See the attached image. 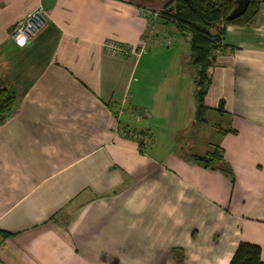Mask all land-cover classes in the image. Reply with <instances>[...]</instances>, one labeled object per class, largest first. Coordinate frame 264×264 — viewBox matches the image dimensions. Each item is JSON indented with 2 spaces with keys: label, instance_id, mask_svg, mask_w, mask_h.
I'll list each match as a JSON object with an SVG mask.
<instances>
[{
  "label": "crops",
  "instance_id": "obj_1",
  "mask_svg": "<svg viewBox=\"0 0 264 264\" xmlns=\"http://www.w3.org/2000/svg\"><path fill=\"white\" fill-rule=\"evenodd\" d=\"M168 1L0 0V90L16 99L0 122V264H230L241 242L264 260V3L248 26L213 27L200 121L188 36L159 17L173 44L106 46L137 47L140 8ZM38 6L47 24L21 46L11 30ZM208 113L228 126L205 133Z\"/></svg>",
  "mask_w": 264,
  "mask_h": 264
},
{
  "label": "trees",
  "instance_id": "obj_2",
  "mask_svg": "<svg viewBox=\"0 0 264 264\" xmlns=\"http://www.w3.org/2000/svg\"><path fill=\"white\" fill-rule=\"evenodd\" d=\"M235 0H169L161 9V17L166 25L176 28L188 36L192 46V62L198 69L197 92L199 120L204 121V98L212 81L211 69L216 63L217 53L222 49L223 28L213 32L217 24H237L248 26L256 19L264 0H250L247 10L233 20H227L234 8ZM16 103L11 89L0 90V122H4ZM143 135L141 139H144ZM144 142L143 140H141ZM219 148L204 155H197L196 160L206 167L213 165ZM230 264H264L262 249L258 244L241 242Z\"/></svg>",
  "mask_w": 264,
  "mask_h": 264
},
{
  "label": "built area",
  "instance_id": "obj_3",
  "mask_svg": "<svg viewBox=\"0 0 264 264\" xmlns=\"http://www.w3.org/2000/svg\"><path fill=\"white\" fill-rule=\"evenodd\" d=\"M140 13L147 17L148 24L139 45L135 48H124L115 43L113 40L107 41L106 46L113 53H142L147 51L149 45L156 39L164 45H171L176 41L177 34L174 32H169L167 28L159 33L157 32L158 18L161 17V9L150 10L142 7L140 8ZM46 24V12L42 6H38L34 10L30 11L25 18L16 23V25L11 30V37L21 46L30 45L35 36L46 26ZM130 114L136 118L147 115L146 112H140L136 109L131 110Z\"/></svg>",
  "mask_w": 264,
  "mask_h": 264
},
{
  "label": "rangeland",
  "instance_id": "obj_4",
  "mask_svg": "<svg viewBox=\"0 0 264 264\" xmlns=\"http://www.w3.org/2000/svg\"><path fill=\"white\" fill-rule=\"evenodd\" d=\"M206 119H207L206 122L202 123V128H201V129H203L205 131V133L207 132V130L212 131L211 128H213L215 124H222L225 127H227L228 124H229V121H228V119L226 117L222 120V119H220L219 116H217V115H211L209 113L207 114ZM192 130L193 129H191V131Z\"/></svg>",
  "mask_w": 264,
  "mask_h": 264
},
{
  "label": "water",
  "instance_id": "obj_5",
  "mask_svg": "<svg viewBox=\"0 0 264 264\" xmlns=\"http://www.w3.org/2000/svg\"><path fill=\"white\" fill-rule=\"evenodd\" d=\"M250 0H235L233 10L228 14L227 20H233L241 16L248 8Z\"/></svg>",
  "mask_w": 264,
  "mask_h": 264
},
{
  "label": "clouds",
  "instance_id": "obj_6",
  "mask_svg": "<svg viewBox=\"0 0 264 264\" xmlns=\"http://www.w3.org/2000/svg\"><path fill=\"white\" fill-rule=\"evenodd\" d=\"M222 264H224V262H222Z\"/></svg>",
  "mask_w": 264,
  "mask_h": 264
}]
</instances>
